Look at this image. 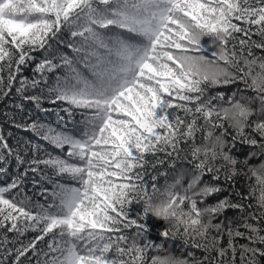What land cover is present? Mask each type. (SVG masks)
Segmentation results:
<instances>
[{
    "label": "snow or ice",
    "instance_id": "1",
    "mask_svg": "<svg viewBox=\"0 0 264 264\" xmlns=\"http://www.w3.org/2000/svg\"><path fill=\"white\" fill-rule=\"evenodd\" d=\"M236 83L227 99L208 94ZM13 94L66 115L55 125L18 103L10 117L52 150L28 142L21 155L0 134V264H264V159L249 163L264 157V0H0V100ZM237 141L248 158L233 155ZM11 161L27 167L8 180ZM178 162L166 186V170L146 179L149 165ZM29 170L49 185L43 202L24 190ZM221 177H244L247 192L208 203ZM158 193L161 237L203 257L145 238ZM228 209L238 223L220 220Z\"/></svg>",
    "mask_w": 264,
    "mask_h": 264
},
{
    "label": "trees",
    "instance_id": "2",
    "mask_svg": "<svg viewBox=\"0 0 264 264\" xmlns=\"http://www.w3.org/2000/svg\"><path fill=\"white\" fill-rule=\"evenodd\" d=\"M255 38V37H254ZM200 54L204 55L205 57L212 58L213 53L216 51V45L213 43V38L211 36H204L200 40ZM67 51V49H65ZM259 54V53H258ZM40 55L39 53L37 54ZM25 75L31 76V68H29ZM242 85L239 83L232 84V85H220L216 86L214 88H210L208 90L209 95H216L217 93H224L225 99L227 97L231 96L237 88H241ZM251 92H248L247 95H251ZM21 103L23 104L25 113L31 114L33 118L39 117L42 120H46L50 123H53L55 125H62L64 123L63 120L60 119V117L65 116L66 114L57 111L56 105L51 104H45L44 107L49 109L48 112H40L35 109L34 105L30 101H21V99L16 96L15 94L10 95L9 97L4 98L3 100H0V134L5 136L8 139V143L13 148H17L19 146V151L21 155H25V145L28 144V142L32 143H38L43 148L52 150L51 146L48 145L43 140H40L37 138L33 133L29 131H25L23 129L16 128L10 120V117L12 116V113L16 111L15 105ZM77 119H80L81 117L77 115ZM231 131V129H230ZM254 151L252 147H250L247 144L240 143L239 141L236 142L234 149H233V155H235L240 160H244L248 158V154L250 152ZM30 153L25 156V159H30ZM149 160H151V157H148ZM264 159V157L260 158H252L249 160V163L251 164H258L260 163V160ZM187 165L178 162L176 164L175 168L168 167L167 164L163 167L157 166L155 171L151 168L149 165L147 167V173L148 176H146V179L150 180V176L152 174L167 171V175L159 176L158 178V184L159 186H164L166 181H170L174 178V173L183 167H186ZM27 167V165L23 167H17L15 161H11L9 165V172L7 179L10 180L14 175H17L18 173H21L24 171V168ZM204 180L208 181L211 180L210 176H205ZM0 182H5L4 177H0ZM187 183V180L184 181ZM219 185L222 186L223 191L214 194L212 197L208 199V203H215L220 199H223L225 197H228L232 201H237L239 199L238 196L235 195L236 189H239L241 192L246 193L247 187H246V181L244 177H239L236 181L235 187L231 183L225 182L223 177L218 181ZM41 186H49L47 185L46 181L43 179L40 172H32L28 171L27 175L24 176V190L28 193V195L32 196L34 200H40L43 202V199L39 196H36L35 193L39 191ZM251 202V201H250ZM128 215L135 217L137 213H140L143 211V204L142 202H130L128 205ZM220 220H223L225 223H227L228 220H232L236 223L239 222L238 220V212L236 210L228 209L225 211L223 216L220 217ZM144 224L146 226L145 228V238L149 241L154 242L157 245H163L165 249L169 248L170 244L173 245L172 250L177 254H183L184 256H187L188 252H195L196 257L200 258L204 256V253L199 250L192 249L190 247H187L184 245L181 241L177 240L175 242L167 240L163 237H161L160 233L161 231L166 227L165 222L162 219H157L153 217L150 213L145 214ZM3 230H0V235H2ZM9 237H11L13 234L9 233ZM36 235H39L38 232H32L29 231L25 234L23 239L25 242L28 240H31ZM48 239L50 237L46 238L44 242L38 244L39 248H46V245L48 243ZM226 243V241H225ZM240 243H245V241L241 240ZM213 255H215L213 253ZM28 256H32V253H28ZM25 264H27V261H25ZM31 264H36V260L32 259Z\"/></svg>",
    "mask_w": 264,
    "mask_h": 264
},
{
    "label": "clouds",
    "instance_id": "3",
    "mask_svg": "<svg viewBox=\"0 0 264 264\" xmlns=\"http://www.w3.org/2000/svg\"><path fill=\"white\" fill-rule=\"evenodd\" d=\"M232 113L229 112L227 113L228 117H231ZM183 172V169H178L173 175L174 178L172 180H174L176 177H179L181 175V173ZM172 180H170L169 182H171ZM164 186H166V183L164 184ZM163 190V188H162ZM164 203V198L158 193L152 200H148L146 201V204L148 206L149 212L152 214L153 217L157 218V219H161L162 217L157 215L156 209L158 207H161L162 204Z\"/></svg>",
    "mask_w": 264,
    "mask_h": 264
}]
</instances>
